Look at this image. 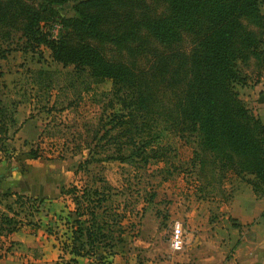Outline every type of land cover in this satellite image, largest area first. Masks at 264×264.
<instances>
[{
    "label": "trees",
    "instance_id": "1",
    "mask_svg": "<svg viewBox=\"0 0 264 264\" xmlns=\"http://www.w3.org/2000/svg\"><path fill=\"white\" fill-rule=\"evenodd\" d=\"M16 36L28 53L46 48L52 60V67L25 73L41 98L56 90L74 107L67 92L89 93L99 106L98 118L74 137L76 151L88 150L79 168L105 160L126 164L138 173L135 184L147 176L145 201L160 181L186 173L199 196L217 192L227 199L245 184L264 198V118L240 93L264 71V0H0L5 158L14 148L8 141L18 129L21 100L5 95L1 57ZM106 82L108 88L96 87ZM154 176L158 182L148 179ZM91 178L100 183L69 189L78 214H87L75 219L72 251L105 258L125 241L124 219L133 208L115 201L117 186L99 171ZM0 223L11 230L13 219L4 215Z\"/></svg>",
    "mask_w": 264,
    "mask_h": 264
},
{
    "label": "rangeland",
    "instance_id": "2",
    "mask_svg": "<svg viewBox=\"0 0 264 264\" xmlns=\"http://www.w3.org/2000/svg\"><path fill=\"white\" fill-rule=\"evenodd\" d=\"M66 8L67 14H71L70 5ZM56 31L53 27L52 32ZM22 47L21 39L16 36L8 47L11 50L7 56L1 57L8 87L5 95L20 99L21 103L16 114L18 129L13 139L8 141L14 145L12 154L9 158L0 154V217L7 215L13 219V223L9 224L11 230L0 223V261L17 247L5 235L22 227L32 231L43 229L54 237L59 253L51 264H182L184 258L189 263L196 251L195 245L199 243L196 240L200 239L202 227L207 229L206 237L215 235L218 239L222 237L219 241L228 242L225 243L228 251L224 254L214 251L209 264H226L225 259L235 247L242 253L248 247L254 252L255 241L264 231V221L261 217L259 222L257 198L248 193L245 185H238L239 191L236 189L233 196L227 199H221L217 192L199 196L186 173L160 181L156 195L145 201L143 194L147 190L143 188L147 176H142L139 185L135 184L137 178L133 175L138 173L131 168L127 170L126 164L105 160L93 162L85 169L79 168V162L88 150L76 151L78 140L74 137L79 130L82 131L83 124L85 126L98 118L99 106L91 101L89 93H84L83 98H75L67 92L69 98L75 99L78 104L74 107L67 106L66 96L56 90L41 98L35 87L26 85L25 73L29 67H52V60L46 48L41 55L28 53ZM96 87L108 88L109 83ZM240 93L257 115L264 116V71L258 82L240 88ZM33 150L39 152V156L35 157ZM182 151L184 156L189 154L187 148ZM97 171L117 186V194L112 195L117 199L115 201L127 202L133 208L124 219L127 226L125 241L115 247L114 253H107L105 258L72 251L75 219L87 214H78L74 199L76 193L69 189L80 188L85 183L91 185L92 182L98 185L100 182L91 178V173ZM148 179L158 182L159 176ZM140 186L141 189H138ZM29 198L41 202L30 207L27 204ZM262 211L261 215H264ZM175 221L181 223L184 233V244L180 250L170 245ZM203 249L209 251L211 245L207 243ZM115 254H118L117 257ZM235 257V264H250L252 261V257Z\"/></svg>",
    "mask_w": 264,
    "mask_h": 264
},
{
    "label": "crops",
    "instance_id": "3",
    "mask_svg": "<svg viewBox=\"0 0 264 264\" xmlns=\"http://www.w3.org/2000/svg\"><path fill=\"white\" fill-rule=\"evenodd\" d=\"M262 117L264 118V116ZM245 186L248 189V193L252 194L254 199L257 198L255 200L258 202L259 206V222H261V217L262 221H264V215H261L262 210V214H264V198L257 197L253 193L250 186ZM235 195L238 196L237 193ZM202 229L203 230H201L200 232V239L196 240V242L199 243L195 245V253L193 254L192 258L189 259V263L187 261V258L182 259L184 261V263L182 264H209V261H212V258L215 255L214 251L218 254L219 251H221L222 254L228 251V249H226V244L228 243L227 241H219L220 238L222 240V237L218 239V237H215V235L214 237L208 238L206 237V235H208V232H206V227H202ZM262 232L263 233L258 235L255 241L256 245L254 246V252L248 247V250L242 253L240 251H237L235 247L232 249L231 254L228 255L225 259L226 264H235L234 262L237 263V259L235 256L238 255H240L241 257H252V261L250 264H264V231ZM5 238L13 240L16 243L15 245L17 247H15L14 250L6 254L5 258L0 261V264H51V262L57 257L59 253L57 249V243L54 240V237L45 233L43 229H37L36 231H32L25 227H22L20 230L8 234L7 236L5 235ZM207 243L211 245V250L209 251L203 249L204 245H206ZM117 255L118 254H115L116 257ZM115 260L117 261V258ZM241 264L246 263L242 262Z\"/></svg>",
    "mask_w": 264,
    "mask_h": 264
},
{
    "label": "built area",
    "instance_id": "4",
    "mask_svg": "<svg viewBox=\"0 0 264 264\" xmlns=\"http://www.w3.org/2000/svg\"><path fill=\"white\" fill-rule=\"evenodd\" d=\"M184 244V233L182 231V226L179 221H175L172 225L170 233V245L175 250H180ZM106 262L105 264H107Z\"/></svg>",
    "mask_w": 264,
    "mask_h": 264
}]
</instances>
